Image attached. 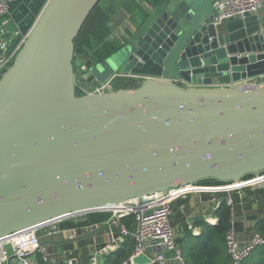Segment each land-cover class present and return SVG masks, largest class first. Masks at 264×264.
Instances as JSON below:
<instances>
[{
	"label": "water",
	"instance_id": "obj_1",
	"mask_svg": "<svg viewBox=\"0 0 264 264\" xmlns=\"http://www.w3.org/2000/svg\"><path fill=\"white\" fill-rule=\"evenodd\" d=\"M99 1L46 0L0 76V238L264 170V21L237 36L215 22L220 0H162L108 57L140 85L78 95L73 39ZM51 225L42 245L105 227L52 240Z\"/></svg>",
	"mask_w": 264,
	"mask_h": 264
},
{
	"label": "built area",
	"instance_id": "obj_2",
	"mask_svg": "<svg viewBox=\"0 0 264 264\" xmlns=\"http://www.w3.org/2000/svg\"><path fill=\"white\" fill-rule=\"evenodd\" d=\"M16 0H0V18L10 14V4ZM263 0H220L216 3L218 15L215 17L216 23H222L241 17L246 13H256ZM11 27L12 29H9ZM27 32H22L12 22L6 20L0 23V74L3 73L12 63L14 57L20 50ZM81 68L85 69V65ZM82 69L81 71H85ZM117 77L139 78L133 74H122L115 72L104 81L99 82L96 79L76 80V92L83 94L89 93H108L114 90ZM142 78V77H140ZM257 78L258 79H263ZM221 186L225 192L224 200L233 207V200L230 195L232 190H236L241 197V190L244 187L254 188L264 187V170L250 174L239 182ZM195 183L184 186H174L165 190L152 192L137 198L128 199L118 204L109 205L106 210L111 217L119 220L123 216L132 215L135 223L133 233V247L129 255L121 261L120 264H136L135 259L152 249L154 255L151 258V264H169L164 251H171V260L175 264H182L183 258L181 249L178 245L177 237L174 235L171 225L172 203L178 198H183L193 190ZM83 215V214H82ZM73 216L50 219L41 224L32 225L22 230L13 232L0 238V264H36L34 257L39 254L44 262L54 261V251L47 245H42L40 230L54 221L60 224L62 221ZM53 226V225H51ZM78 230L77 226L60 229L47 235H61L64 238L74 237ZM129 234L127 227L120 224L115 246L117 247L123 238ZM264 243L263 237L258 233L246 239L240 240L237 237L234 226H231L225 233V245L227 253L232 259V264H240L250 252ZM114 245H106L96 248L90 255L86 264H104V255L113 250ZM9 248V249H8ZM170 260V261H171ZM64 264H71L70 260Z\"/></svg>",
	"mask_w": 264,
	"mask_h": 264
},
{
	"label": "trees",
	"instance_id": "obj_3",
	"mask_svg": "<svg viewBox=\"0 0 264 264\" xmlns=\"http://www.w3.org/2000/svg\"><path fill=\"white\" fill-rule=\"evenodd\" d=\"M39 1L40 0H35L33 2L34 10ZM161 2L162 0H154V3H156L155 5H158ZM122 7L129 12H133V8H137V4L134 0H127V2L122 4ZM117 11H119V9L115 0H100L91 10L80 31L73 39L74 47L78 48V51H75L73 56L74 73L81 71L80 67L85 65L87 60H89L91 64L95 65L96 63L106 60L121 47V43L117 42L115 39H109L110 30L108 22L117 13ZM147 16L148 14L145 13L144 18ZM4 17H8V15H5ZM29 21V19H26L24 26H21L22 32H27L31 26L29 25ZM75 61L80 63V66H78ZM87 70L88 68L86 67L84 73ZM116 82H118L119 85H116L114 90L119 89L118 87L120 86L125 89H133L138 87L141 81L131 77H117L115 83ZM77 94L80 95L78 92ZM244 190L247 195L249 194V196L246 195L242 197V199L236 191L230 192L233 200V207L228 205L224 200L226 195L224 193L222 195V200L214 211V216L217 217V222L215 224L196 222L202 226V230L198 235H193L190 229L187 228V225H184L183 218L179 212V205L184 203V200L179 199L178 201L172 203V211L175 213V216H173L176 220L175 224L178 225L177 229L179 232H182V236L178 243L183 258L182 264H232V259L226 250L225 233L231 226L236 228L234 217L241 213L240 210L243 207L247 208V206L252 204L253 200H264V187L254 188V190L244 188L243 191ZM110 216L111 213L109 211L87 213L84 215L85 221H83V223H79L77 227H82L83 224H102L109 220ZM252 218L254 219V224L252 226L253 233L260 234L264 239V214L262 216ZM133 221L134 218L132 215L120 218V224H123L126 227L132 224ZM70 247L71 244L68 243L59 247L57 246V249L54 250V261L44 262L40 255L37 254L34 257L35 263L64 264L65 257L58 250L65 248L67 251H70ZM132 247L133 246L130 240H128L125 245L107 257L104 264H120L121 261L132 251ZM83 253L86 255L87 250L84 249ZM77 254V251L70 252L69 256H66V259L72 256L77 260L75 264H86L88 262L89 258L87 256L78 258ZM240 264H264V243L253 249Z\"/></svg>",
	"mask_w": 264,
	"mask_h": 264
},
{
	"label": "crops",
	"instance_id": "obj_4",
	"mask_svg": "<svg viewBox=\"0 0 264 264\" xmlns=\"http://www.w3.org/2000/svg\"><path fill=\"white\" fill-rule=\"evenodd\" d=\"M21 0H16L14 2H11L10 4V14H8V17H1L0 23L4 22L6 20H9L12 22L16 27L19 28L17 21L14 19V14L12 12V7L16 5V2ZM137 4V8H133V12H129L126 9L122 7V4L124 2H127V0H121L120 4L117 5L119 11L109 20L108 27L110 30L109 39L113 40L115 39L117 42L123 44L127 38L132 34V32L135 30V28L141 23L144 19V14L149 13L155 8L154 0H134ZM141 9V11H140ZM5 18V19H4ZM264 21V0L259 9L256 13H251L248 16H241L237 17L231 20H226L221 23V31L234 33L238 32L234 35H240V33H243L244 31H247L248 29L253 28L256 24H259ZM23 29V28H22ZM88 80L96 79V77L90 75L87 77ZM136 80L141 81V78H134ZM257 79V78H256ZM258 81H264L263 79H258ZM118 86L119 83L116 82L114 85V88ZM119 89L122 88L121 86L118 87ZM249 175L244 176L243 178L248 177ZM234 183V182H232ZM228 182H223L219 180H215L212 178L209 179H203L198 182H195V186L193 190H191L189 193L186 194L183 198H178L174 202L178 201L179 199L184 200V203H181L179 205V212L183 218L184 225H187V228L190 229L193 235L200 234L202 230L201 224H198L196 222H207L209 224H215L217 222V217L214 216V211L218 207L220 201L222 200V195L225 193L224 190H222L221 186L226 185ZM249 187V188H247ZM244 187L249 190H254V187L247 186ZM243 188V189H244ZM243 189L240 191L242 197L246 196L247 193ZM236 191V190H232ZM243 191V192H242ZM237 192V191H236ZM238 193V192H237ZM239 194V193H238ZM249 196V194L247 195ZM247 203V200H246ZM173 205V204H172ZM173 208V206H172ZM241 213L238 214L236 217H234V222H236V233L237 237L240 240L246 239L250 237L253 233L252 226L254 224V219L252 217H258L262 216L264 214V200H253L252 204L247 206V208H242ZM85 214L83 215H77L74 217H71L69 219H66L60 223V226L63 228H69L73 226H77L79 223H83L85 221ZM175 216V213L172 211L171 215V225L174 235L177 237V241L179 243V239L182 236V232H179L177 229L176 220L173 217ZM110 216L109 220L102 224H95V225H82V227H78V230L75 234V236H79L80 234H83L87 231H90L92 229H96L97 227L101 225H105L100 231L86 237L83 239H78L76 241L70 242L68 244H71L70 251H67V249L62 248L58 251L62 253V255L65 257V262L67 260L71 261V264L76 263L75 257H68L66 259V256H69L70 252L77 251L78 252V258H83L87 256L88 258L93 253V251L96 250L98 247L106 246V245H114L113 250L106 253L104 255V261L107 257H109L112 253H114L117 249L121 248L125 243H127L128 240H130L132 246H133V233L135 230V223L134 221L132 224H130L127 229L129 231V234L123 238V242H120L118 246H115L116 237L118 235L119 227H120V219H114ZM176 225V226H175ZM81 233H80V231ZM128 238V240H127ZM47 239L52 240H60L63 239V236L53 234L47 237ZM67 244V243H66ZM64 245V244H63ZM50 246L51 250L57 249V246L62 245H47ZM86 249L87 253L84 255L83 250ZM69 252V253H68ZM76 255V256H77ZM154 255V251L152 249L148 250L145 254L140 255L143 256V259L145 260L144 264H151V258ZM164 255L166 259L169 260V264H175L172 260V252L171 251H164ZM171 260V261H170ZM89 261V260H88Z\"/></svg>",
	"mask_w": 264,
	"mask_h": 264
},
{
	"label": "rangeland",
	"instance_id": "obj_5",
	"mask_svg": "<svg viewBox=\"0 0 264 264\" xmlns=\"http://www.w3.org/2000/svg\"><path fill=\"white\" fill-rule=\"evenodd\" d=\"M35 0H21L16 2V5L12 7V12L14 14V19L17 21L19 29L21 30V26H24V23L26 21V19H29V25L32 24V22L34 21V19L36 18L38 12L40 11V9L42 8L44 2L46 0H40L39 3L37 4V6L35 7V10L33 8V2ZM30 2V3H29ZM121 2V0H115V3L117 5H119ZM31 17V19H30ZM6 18V17H5ZM4 18V19H5ZM9 29H12L11 27H9ZM106 66L103 69V71H99V72H93L94 71V66L89 67V72H91V74H95L96 76V80L99 82L104 81L106 78H108L111 74L115 73V72H119V70L117 68L114 67V64H116V57H110L108 58V60L104 61ZM100 64V63H98ZM82 67V66H81ZM80 69H84L81 68ZM101 67V66H100ZM99 66H96V70L98 71V69H100ZM86 69V66H85ZM84 69V70H85ZM88 72V70L84 73L83 71H78V73H75V80H83L85 78V80L87 79V77H89L86 73ZM90 75V74H89ZM244 178H241L240 180H242ZM43 239V237H42ZM50 248V246H49ZM9 249V248H8ZM136 264H144L145 260L143 259V256H138L135 259Z\"/></svg>",
	"mask_w": 264,
	"mask_h": 264
},
{
	"label": "bare ground",
	"instance_id": "obj_6",
	"mask_svg": "<svg viewBox=\"0 0 264 264\" xmlns=\"http://www.w3.org/2000/svg\"><path fill=\"white\" fill-rule=\"evenodd\" d=\"M30 3V2H29ZM109 206V205H108ZM108 206H106V207H108Z\"/></svg>",
	"mask_w": 264,
	"mask_h": 264
}]
</instances>
